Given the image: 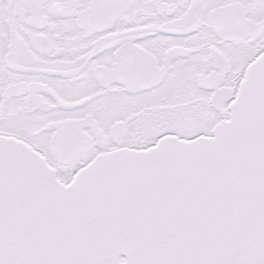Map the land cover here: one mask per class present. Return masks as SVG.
Masks as SVG:
<instances>
[{"label": "flooded vegetation", "instance_id": "flooded-vegetation-1", "mask_svg": "<svg viewBox=\"0 0 264 264\" xmlns=\"http://www.w3.org/2000/svg\"><path fill=\"white\" fill-rule=\"evenodd\" d=\"M263 24L264 0H0V136L69 181L107 151L211 135Z\"/></svg>", "mask_w": 264, "mask_h": 264}, {"label": "water", "instance_id": "water-1", "mask_svg": "<svg viewBox=\"0 0 264 264\" xmlns=\"http://www.w3.org/2000/svg\"><path fill=\"white\" fill-rule=\"evenodd\" d=\"M56 175L0 138V264H264V55L212 137Z\"/></svg>", "mask_w": 264, "mask_h": 264}, {"label": "rangeland", "instance_id": "rangeland-1", "mask_svg": "<svg viewBox=\"0 0 264 264\" xmlns=\"http://www.w3.org/2000/svg\"><path fill=\"white\" fill-rule=\"evenodd\" d=\"M212 123H217V122H212ZM155 125V124H154Z\"/></svg>", "mask_w": 264, "mask_h": 264}]
</instances>
